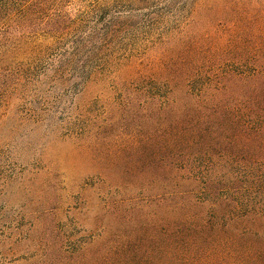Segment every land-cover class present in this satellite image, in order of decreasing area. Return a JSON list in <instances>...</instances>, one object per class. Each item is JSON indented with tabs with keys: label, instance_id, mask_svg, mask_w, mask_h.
I'll return each mask as SVG.
<instances>
[{
	"label": "trees",
	"instance_id": "16d2710c",
	"mask_svg": "<svg viewBox=\"0 0 264 264\" xmlns=\"http://www.w3.org/2000/svg\"><path fill=\"white\" fill-rule=\"evenodd\" d=\"M201 1L80 0L71 13L72 0H0V107L25 109L56 91L42 96L50 113L118 56L190 29ZM225 20L201 19L204 42L232 26L233 65L192 45L180 65L126 84L152 105L140 154L165 215L94 249L78 231L71 264H264V4Z\"/></svg>",
	"mask_w": 264,
	"mask_h": 264
},
{
	"label": "rangeland",
	"instance_id": "374dc122",
	"mask_svg": "<svg viewBox=\"0 0 264 264\" xmlns=\"http://www.w3.org/2000/svg\"><path fill=\"white\" fill-rule=\"evenodd\" d=\"M262 4L202 0L197 15L203 19L216 13L224 22L233 13L255 16ZM82 5L72 0L68 11L76 13ZM201 19L157 45L140 44L125 58L118 56L82 95H65L50 113H44L42 96L52 98L56 91L30 98L25 109L0 107V264H71L78 231L92 241L86 248L94 249L118 230L130 233L141 221L148 231L147 226L154 229L165 213L158 209V193L140 154L142 126L152 105H144L143 96L126 84L131 74L140 83L153 70L180 65L192 45H205L229 65L237 62L233 35L225 37L233 27L230 32L220 28L217 36L224 32V37L206 43ZM65 115H73L75 126L61 123Z\"/></svg>",
	"mask_w": 264,
	"mask_h": 264
}]
</instances>
